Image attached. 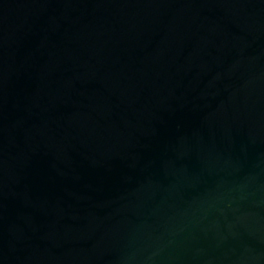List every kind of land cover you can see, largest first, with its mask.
<instances>
[{
    "label": "water",
    "instance_id": "95a60500",
    "mask_svg": "<svg viewBox=\"0 0 264 264\" xmlns=\"http://www.w3.org/2000/svg\"><path fill=\"white\" fill-rule=\"evenodd\" d=\"M0 264H264V0H0Z\"/></svg>",
    "mask_w": 264,
    "mask_h": 264
}]
</instances>
